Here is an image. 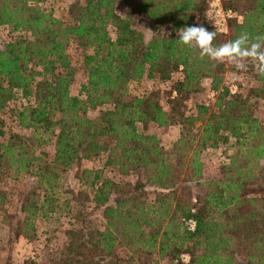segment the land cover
Masks as SVG:
<instances>
[{
    "label": "trees",
    "instance_id": "1",
    "mask_svg": "<svg viewBox=\"0 0 264 264\" xmlns=\"http://www.w3.org/2000/svg\"><path fill=\"white\" fill-rule=\"evenodd\" d=\"M43 1L0 0V27L21 34L0 45V109L17 95L34 101L16 114L19 126L31 129L32 146L17 136L2 139L0 125V177L3 170L12 179L29 174L43 189L40 198L20 205L23 226L32 230L36 214L54 212L57 201L52 203L49 193L58 173L80 160L104 153L103 167L123 177L139 173L137 182L124 189L98 170L81 171L90 202L101 209L103 229H69L64 252L49 264H130L151 253L176 264H264V126L252 117L249 98L229 95L220 85L226 63L229 70L251 74L257 85L249 95L264 100V75L251 62L240 69L200 58L198 50L179 43L177 31L183 27L199 23L212 31L203 19L206 0H73L64 23L36 6ZM221 4L241 20L229 19L226 34H216L213 46L244 32L264 35V0ZM116 5L127 12L117 14ZM135 20L145 24L149 38ZM107 27L113 28V38ZM70 38L88 50L76 96L68 91L73 71L65 46ZM177 71L181 78L173 83L175 96L166 99V108L153 94H125L129 82L167 81ZM202 79L215 93L212 106L196 105L195 117L184 116L181 102ZM89 110H97L96 116L88 118ZM195 122L197 134L182 133L168 148L136 128L181 124L191 129ZM52 132V158L41 162L44 154L33 152L48 143L45 135ZM229 138L237 152L218 179H203L199 152L215 150ZM178 184L185 191L191 184L203 191L189 197L176 192ZM1 194L0 206L5 204ZM188 220L191 231L184 226ZM119 247L129 253L125 260L116 256ZM183 254L186 263L179 259Z\"/></svg>",
    "mask_w": 264,
    "mask_h": 264
},
{
    "label": "rangeland",
    "instance_id": "2",
    "mask_svg": "<svg viewBox=\"0 0 264 264\" xmlns=\"http://www.w3.org/2000/svg\"><path fill=\"white\" fill-rule=\"evenodd\" d=\"M73 0H44L42 3L36 4L37 7L51 12L52 16L62 23L67 19L66 9ZM114 11L123 16L127 9L121 5H116ZM204 11V10H203ZM203 13V12H202ZM201 19V17H200ZM204 19V18H203ZM200 22V20L198 21ZM135 27L141 31L146 38L150 34L145 29V24L140 20L134 21ZM199 24V23H198ZM110 38L114 37L112 27H107ZM21 34L11 31L9 27H0V45L20 37ZM223 36V35H222ZM88 50H84L78 45L74 39H69L65 46V55L69 62V67L73 71V77L69 84L68 91L71 96L78 95L79 86L84 81L85 73L82 66L83 55ZM181 78L180 71L173 72L167 81H158L156 79H146V77L129 82L126 87L127 97H141L148 94H153L157 102L163 107H167L166 99L174 97L171 87L174 82ZM39 80L40 77H36ZM208 79L200 81L198 90L185 96L181 102L179 110L184 116L195 117V106L204 105L210 109L214 100L210 97V88L208 87ZM223 87L234 86L235 94L249 98L252 117L258 123L264 126V100H254L249 95V90L257 85L251 74L243 73L242 70H229V66L225 63L224 72L222 73ZM34 103L33 97L22 98L15 96V99L7 101L0 109V125L3 133L2 139L7 140L10 135L21 138L25 144L32 146L29 138L31 137V129L21 127L18 124L17 113L23 108L29 107ZM97 114V110L87 111L86 116L93 118ZM198 122L193 123L191 129L186 128L181 124H174L168 127L159 128L155 125H136L139 132L147 135H154L159 145L168 148L175 142L180 134L185 132L196 133ZM52 134L47 133L45 139L47 144H43L40 148L35 149L33 154L43 153L44 157L41 162L49 161L52 158L51 141ZM28 139V141H27ZM4 140V141H5ZM237 146L235 141L229 138L226 143L219 145L217 149H207L199 152V159L202 164L203 179H218L221 175L223 166L227 163L228 157L235 155ZM105 154L100 153L88 160H80L75 165L61 170L58 173L57 182L53 192L49 193L50 200L55 203L53 213L40 216L36 214L33 219L32 230L23 226L22 221L25 214L20 211V205L26 200L40 198L43 189L37 188L36 178L26 174L21 175L18 179H12L6 170H3L5 176L0 177V192L5 204L0 206V264H49L50 261H56L60 253L64 252L67 236L66 232L72 228H89L90 230L101 231L104 226V221L101 217V209L94 208L90 202L91 192L88 188V183L83 179L81 171L101 172L102 177L107 178L122 188L132 187L139 179L138 175L128 174L126 176L119 175L115 170L109 167H103ZM264 166V160L260 161ZM142 175L143 173L140 172ZM141 181H144L140 177ZM191 184L190 190L185 191L183 186L177 185L176 192L189 197L200 195L203 189L197 188ZM149 191L148 197L153 196L152 190ZM116 256L121 260L129 257L123 248L115 250ZM186 259L185 254L181 255ZM179 257V259H180ZM56 264H61L57 262ZM130 264H176V261H171L167 257L158 258L154 253L151 255H139Z\"/></svg>",
    "mask_w": 264,
    "mask_h": 264
},
{
    "label": "clouds",
    "instance_id": "3",
    "mask_svg": "<svg viewBox=\"0 0 264 264\" xmlns=\"http://www.w3.org/2000/svg\"><path fill=\"white\" fill-rule=\"evenodd\" d=\"M216 31H209L200 24L183 27L177 31L182 46L198 50L200 58L207 57L216 62H228L237 68H244L251 62L259 74L264 75V35L251 37L241 33L235 40L213 46Z\"/></svg>",
    "mask_w": 264,
    "mask_h": 264
},
{
    "label": "built area",
    "instance_id": "4",
    "mask_svg": "<svg viewBox=\"0 0 264 264\" xmlns=\"http://www.w3.org/2000/svg\"><path fill=\"white\" fill-rule=\"evenodd\" d=\"M203 18L206 21L212 31H216L218 35H225L227 32V21L229 19H235L240 22L241 17L236 15L235 12L231 10L223 9L221 0H206V4L203 11ZM228 94L233 95L236 91L234 86L226 87ZM215 93L210 91L211 100H213ZM184 226L187 230L193 229V222L188 220L184 222ZM188 258L183 259L180 257L182 263H186Z\"/></svg>",
    "mask_w": 264,
    "mask_h": 264
},
{
    "label": "crops",
    "instance_id": "5",
    "mask_svg": "<svg viewBox=\"0 0 264 264\" xmlns=\"http://www.w3.org/2000/svg\"><path fill=\"white\" fill-rule=\"evenodd\" d=\"M207 82H209V81H207ZM208 87H209V83H208Z\"/></svg>",
    "mask_w": 264,
    "mask_h": 264
}]
</instances>
